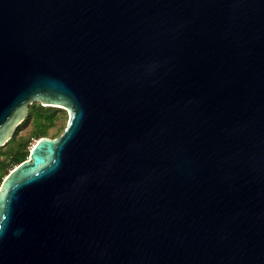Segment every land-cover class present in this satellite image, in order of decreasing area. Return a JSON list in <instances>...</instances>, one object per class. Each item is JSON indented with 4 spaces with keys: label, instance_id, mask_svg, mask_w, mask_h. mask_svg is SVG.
I'll list each match as a JSON object with an SVG mask.
<instances>
[{
    "label": "water",
    "instance_id": "1",
    "mask_svg": "<svg viewBox=\"0 0 264 264\" xmlns=\"http://www.w3.org/2000/svg\"><path fill=\"white\" fill-rule=\"evenodd\" d=\"M0 264H264V0H0Z\"/></svg>",
    "mask_w": 264,
    "mask_h": 264
},
{
    "label": "trees",
    "instance_id": "2",
    "mask_svg": "<svg viewBox=\"0 0 264 264\" xmlns=\"http://www.w3.org/2000/svg\"><path fill=\"white\" fill-rule=\"evenodd\" d=\"M59 109V108H57ZM56 109L52 107H43L39 103L32 104L28 108L27 116L24 121L16 128L12 138L0 148V156H4L5 159L0 163V185L3 179L9 174V172L14 169L17 165L28 159L29 150L27 148V143L20 144L17 150H15L8 158V162L4 163L7 158V149L14 142H16L17 129L24 126L28 121L32 120L34 128L32 131V137H36V141L42 137H47L48 129L54 126ZM56 138V137H53ZM9 168V170H8Z\"/></svg>",
    "mask_w": 264,
    "mask_h": 264
},
{
    "label": "rangeland",
    "instance_id": "3",
    "mask_svg": "<svg viewBox=\"0 0 264 264\" xmlns=\"http://www.w3.org/2000/svg\"><path fill=\"white\" fill-rule=\"evenodd\" d=\"M34 104H38V103H34ZM53 109L57 110L55 122H54V126H52L51 128L48 129L47 138L58 137L63 132V130L66 126L67 120H68V115H67L66 111H64L63 109H57V108H53ZM33 128H34V124L32 123V120H30L24 126L17 129V134L15 137L16 142H14L10 147L5 149L7 151V154H6L7 158L4 161V163L8 162L9 156L15 150H17V148L19 147L20 144L27 143V148L30 151V149L32 148V146L36 142V139H35L36 137H32ZM4 159H5L4 156H0V163ZM8 170H9V168H8Z\"/></svg>",
    "mask_w": 264,
    "mask_h": 264
}]
</instances>
